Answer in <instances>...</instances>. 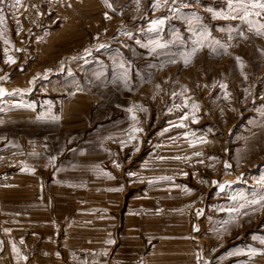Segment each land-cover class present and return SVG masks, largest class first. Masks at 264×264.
<instances>
[{
    "label": "rangeland",
    "instance_id": "374dc122",
    "mask_svg": "<svg viewBox=\"0 0 264 264\" xmlns=\"http://www.w3.org/2000/svg\"><path fill=\"white\" fill-rule=\"evenodd\" d=\"M107 2L0 0V264H264V35Z\"/></svg>",
    "mask_w": 264,
    "mask_h": 264
},
{
    "label": "snow or ice",
    "instance_id": "6c2138e0",
    "mask_svg": "<svg viewBox=\"0 0 264 264\" xmlns=\"http://www.w3.org/2000/svg\"><path fill=\"white\" fill-rule=\"evenodd\" d=\"M22 2V0H15V4L16 5H20ZM157 2L159 3V0H157ZM165 2H167V0H165ZM173 2H175V0H173ZM106 5L111 8V4H108L107 0H105ZM156 5H154L155 7ZM229 7H232V2L231 0H229ZM237 12L241 13L239 15V17L237 16H232L231 19H236L239 18L242 21H244L245 23H247L249 30H253V28L255 27V31L256 34L258 35H264V23H259L258 21H253L252 19H249V17L255 16V17H262L264 18V0H240V7L235 9ZM2 11V10H0ZM209 11H211V9H209ZM214 16L219 17L220 13H213ZM105 18L106 19H110L111 17H108L107 14H105ZM224 19H228V16L223 17ZM4 22V16L0 15V23ZM163 20H158V21H154L153 24L154 25H159L162 24ZM256 24H259L258 27H256ZM209 33L207 32V30H205L204 32H201L199 34V38L197 39V41L195 42L197 45H199L200 47L204 46V42L206 40H208L209 37ZM7 43V41H6ZM198 50V48L194 47L192 49V52L188 54V58L185 59V64L187 65L188 63H190V57L192 55H194L196 53V51ZM239 59V58H237ZM6 63H15V60L12 57H8V59L5 61ZM0 79H4L3 77H0ZM223 87V85H222ZM9 94L6 92V90L4 88H0V97ZM129 111H131V109H129ZM43 118V117H41ZM135 118V117H134ZM185 119L187 117H184ZM52 119H58V117H52ZM183 126V125H180ZM199 155V153L197 154ZM117 167H119V165H117ZM225 167H231V165L226 164ZM221 190H223V185L220 186ZM250 204L256 205V204H261L264 205V195H260L259 198L257 199H252L251 201H249ZM241 207L243 208L244 205H241ZM229 211H232L231 209H229ZM107 243L111 244L113 243L112 240L107 241ZM13 250L16 251L15 246L13 247ZM24 259H26V257H24Z\"/></svg>",
    "mask_w": 264,
    "mask_h": 264
}]
</instances>
